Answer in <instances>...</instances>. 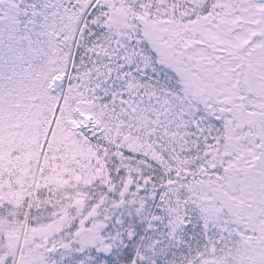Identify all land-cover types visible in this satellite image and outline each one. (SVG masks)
Instances as JSON below:
<instances>
[{"label": "snow or ice", "instance_id": "6c2138e0", "mask_svg": "<svg viewBox=\"0 0 264 264\" xmlns=\"http://www.w3.org/2000/svg\"><path fill=\"white\" fill-rule=\"evenodd\" d=\"M0 264H264V0H0Z\"/></svg>", "mask_w": 264, "mask_h": 264}]
</instances>
